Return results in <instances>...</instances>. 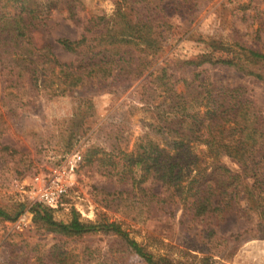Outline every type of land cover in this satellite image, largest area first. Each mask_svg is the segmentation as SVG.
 Returning <instances> with one entry per match:
<instances>
[{
	"label": "rangeland",
	"instance_id": "374dc122",
	"mask_svg": "<svg viewBox=\"0 0 264 264\" xmlns=\"http://www.w3.org/2000/svg\"><path fill=\"white\" fill-rule=\"evenodd\" d=\"M36 1L44 26L34 32V43L49 44L61 64L77 67L81 57L67 53L56 41L78 40L91 19L111 11L112 2L75 0L74 22L64 0ZM190 3L162 1L159 16L169 19L163 52L151 71L129 80L120 76L105 84L89 81L53 95V85L38 88L26 77L9 75L0 48V207L12 217L0 218V264H146L115 236L100 231L67 238L35 221L27 186L37 176L64 168L76 154L81 161L69 175L65 206L52 211L55 222L70 223L75 214L86 224L116 222L148 252L172 264H264V231L249 205L196 220L177 200L160 202L158 197L167 194L159 181L149 177L140 182L136 143L157 124L155 113L141 102L153 81L150 73L155 77L167 69L177 81L200 72V78L216 85L242 87L264 119V81L233 67L209 64L183 76L178 65L204 51L212 38L264 53V0ZM199 149L204 148L196 147V152ZM222 162L239 172L232 160L225 157Z\"/></svg>",
	"mask_w": 264,
	"mask_h": 264
},
{
	"label": "trees",
	"instance_id": "16d2710c",
	"mask_svg": "<svg viewBox=\"0 0 264 264\" xmlns=\"http://www.w3.org/2000/svg\"><path fill=\"white\" fill-rule=\"evenodd\" d=\"M111 11L91 19L78 40L60 38L56 43L67 53L81 57L79 65L61 64L49 44H35L33 34L43 25L36 0H0L1 59L8 74L28 78L38 88L53 85L50 93L65 94L89 81L105 84L123 76L129 80L148 73L163 52L169 19L160 17L163 0H110ZM191 4L190 0H180ZM196 1V0H195ZM69 17L77 21L75 0H64ZM194 2V0H193ZM205 50L178 62L183 71L205 64L233 67L264 81V53L238 42L212 38ZM150 77L141 102L155 113L157 124L137 140L135 164L140 182L159 181L161 203L175 200L196 220L222 216L239 205H249L264 231V119L242 87L216 85L202 73L173 81L167 69ZM155 78V79H154ZM57 81V86L55 82ZM161 91L158 95L157 92ZM160 101L156 103V99ZM162 140L153 141L150 136ZM162 144V146H161ZM196 147H202L196 152ZM239 167L234 173L223 158ZM133 173V172H132ZM150 197L154 195L149 194ZM35 221L46 231L67 238L101 233L115 236L146 264H172L155 256L132 239L116 222L86 224L74 215L70 223H57L52 210L32 207ZM0 218L10 214L0 207Z\"/></svg>",
	"mask_w": 264,
	"mask_h": 264
},
{
	"label": "built area",
	"instance_id": "2783aa9c",
	"mask_svg": "<svg viewBox=\"0 0 264 264\" xmlns=\"http://www.w3.org/2000/svg\"><path fill=\"white\" fill-rule=\"evenodd\" d=\"M80 161L81 156L76 154L64 168L53 169L49 173L35 177L25 191L30 204L41 205L52 211L63 208L64 200L68 198L71 188L69 175L74 173V169Z\"/></svg>",
	"mask_w": 264,
	"mask_h": 264
}]
</instances>
